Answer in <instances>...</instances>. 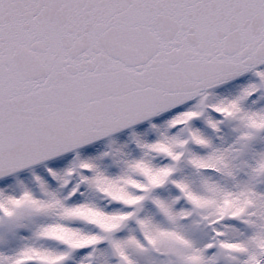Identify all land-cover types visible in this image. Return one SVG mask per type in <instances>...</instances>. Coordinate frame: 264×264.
I'll return each instance as SVG.
<instances>
[{
    "label": "snow or ice",
    "instance_id": "snow-or-ice-1",
    "mask_svg": "<svg viewBox=\"0 0 264 264\" xmlns=\"http://www.w3.org/2000/svg\"><path fill=\"white\" fill-rule=\"evenodd\" d=\"M0 264H264V0H0Z\"/></svg>",
    "mask_w": 264,
    "mask_h": 264
}]
</instances>
